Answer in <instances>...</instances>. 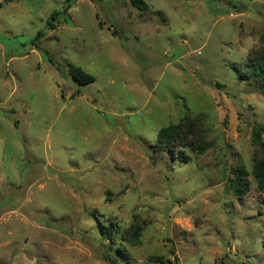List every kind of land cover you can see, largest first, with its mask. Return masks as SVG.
<instances>
[{
  "label": "rangeland",
  "instance_id": "obj_1",
  "mask_svg": "<svg viewBox=\"0 0 264 264\" xmlns=\"http://www.w3.org/2000/svg\"><path fill=\"white\" fill-rule=\"evenodd\" d=\"M144 1L75 0L54 29L65 0L0 9V264H264V87L242 76L264 0ZM185 116L210 145L186 162L156 148Z\"/></svg>",
  "mask_w": 264,
  "mask_h": 264
},
{
  "label": "trees",
  "instance_id": "obj_2",
  "mask_svg": "<svg viewBox=\"0 0 264 264\" xmlns=\"http://www.w3.org/2000/svg\"><path fill=\"white\" fill-rule=\"evenodd\" d=\"M10 0L0 1V8ZM75 0H65V4L59 11H54L47 21V28L54 29V25L50 20H57L61 15L67 14ZM130 3L139 10H146L148 5L144 0H129ZM71 77L79 84L85 85L94 81L90 73L84 71L81 67L72 66L70 68ZM244 78H253L259 86L264 87V55H253L247 64V69L243 73ZM241 78V75H240ZM241 78V79H244ZM246 78V79H247ZM261 129L253 131L252 144L261 152L260 158H254L251 175L255 181L257 190L264 193V142L261 140ZM209 143L206 139L205 131L197 125L194 119L188 116L183 117L179 122L170 124L159 129L156 135V148L158 151H167L174 158H178L186 162L188 156L184 149L195 154H202L209 148ZM178 148V152L175 151ZM234 180L232 181V192L237 197L245 196L250 188L251 183L246 178L244 169L234 170ZM140 235L138 225L134 226L133 239L136 240ZM110 238V237H109ZM151 262L159 264H166V259L162 257L150 256L148 258Z\"/></svg>",
  "mask_w": 264,
  "mask_h": 264
},
{
  "label": "crops",
  "instance_id": "obj_3",
  "mask_svg": "<svg viewBox=\"0 0 264 264\" xmlns=\"http://www.w3.org/2000/svg\"><path fill=\"white\" fill-rule=\"evenodd\" d=\"M2 1H3V0H2ZM5 4H6V3H5ZM5 4H4V5H5ZM1 8H2V7H1ZM1 8H0V9H1Z\"/></svg>",
  "mask_w": 264,
  "mask_h": 264
}]
</instances>
